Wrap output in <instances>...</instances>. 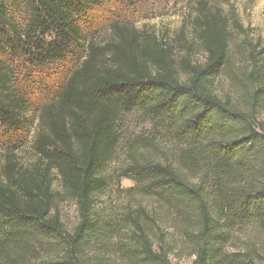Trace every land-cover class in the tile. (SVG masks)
I'll list each match as a JSON object with an SVG mask.
<instances>
[{"label":"trees","instance_id":"1","mask_svg":"<svg viewBox=\"0 0 264 264\" xmlns=\"http://www.w3.org/2000/svg\"><path fill=\"white\" fill-rule=\"evenodd\" d=\"M114 1L0 0V264H113L112 254L172 264L178 246L164 233L153 240L143 208L127 214L129 226L97 209L132 113L152 128L130 142L124 176L178 225L192 264H264V47L239 51L247 70L234 100L218 81L236 36L249 37L235 14L200 9L190 34L174 36L111 20L98 42L95 13ZM34 110L28 164L16 153ZM68 201L73 231L59 209ZM125 231L131 247L111 243ZM48 250L58 260L44 261Z\"/></svg>","mask_w":264,"mask_h":264},{"label":"rangeland","instance_id":"2","mask_svg":"<svg viewBox=\"0 0 264 264\" xmlns=\"http://www.w3.org/2000/svg\"><path fill=\"white\" fill-rule=\"evenodd\" d=\"M208 8H220L226 14H235L249 36L246 41L242 36H236L235 43L239 46L236 47L233 44L230 67L218 81L219 92L222 95L229 94L235 100L243 90L240 82L244 78L245 70H247L245 63L247 57H243L241 60L239 51L245 54L244 45L249 43L264 47V0H143L136 5L126 4L118 0L114 1L110 7L100 8L95 13L97 18V30L95 31L97 41L105 43L110 39L108 23L111 20L128 21L138 29L156 31L161 34L166 33L170 36H174L182 28L190 34L192 21L197 16L198 11ZM196 58L199 61L203 60L201 54ZM66 69V67L63 69V73ZM53 82H58V80L56 79ZM239 87L240 89H238ZM28 117L30 120L28 139L25 146L18 150L16 154L24 163L29 164L33 159V142L35 134L40 128V119L38 112L35 110L31 111ZM151 128V125L145 122L137 113L126 116L120 123L121 141L107 172V175H110L109 187L103 195L98 197L97 209L102 210L105 215L110 214L115 222H124L127 214L136 217V210L143 208L156 221L154 223L156 235L153 236V240L158 241L160 234L164 233L167 243L172 242L178 246L177 252L172 255V264H192L194 258L191 256V251L180 243L178 225L172 222L169 214L165 213L163 209L155 207L153 201L141 194L140 189H137V183L134 181V174H130L129 177L124 176L130 166L127 155L130 142L140 135H150ZM19 138L17 137L18 140ZM164 147L167 148L168 146ZM4 156L3 153L0 155V169L4 163ZM59 209L66 229L73 231L79 221L76 206L73 202L68 201L61 204ZM138 215L140 217L139 221L145 220L144 216ZM126 223L128 226L131 224L127 219ZM129 232L131 233V229ZM246 235L251 237L253 233L247 232ZM246 235L243 237L246 238ZM128 236L125 231V233H121L120 237H113L111 243L123 244L126 248L131 247L128 240L124 241ZM119 255H122V252ZM87 256L92 258L93 253L90 251ZM119 257L116 254L111 255L110 258L114 261L113 264H123ZM58 258L56 252L48 250L44 253L43 260L46 262L56 261Z\"/></svg>","mask_w":264,"mask_h":264}]
</instances>
